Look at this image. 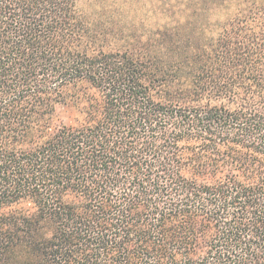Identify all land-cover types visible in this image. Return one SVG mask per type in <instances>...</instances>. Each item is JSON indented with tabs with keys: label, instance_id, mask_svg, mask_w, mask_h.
I'll return each mask as SVG.
<instances>
[{
	"label": "trees",
	"instance_id": "obj_1",
	"mask_svg": "<svg viewBox=\"0 0 264 264\" xmlns=\"http://www.w3.org/2000/svg\"><path fill=\"white\" fill-rule=\"evenodd\" d=\"M204 2L0 0V264H264V0Z\"/></svg>",
	"mask_w": 264,
	"mask_h": 264
},
{
	"label": "rangeland",
	"instance_id": "obj_2",
	"mask_svg": "<svg viewBox=\"0 0 264 264\" xmlns=\"http://www.w3.org/2000/svg\"><path fill=\"white\" fill-rule=\"evenodd\" d=\"M166 3H164V2ZM205 0H127L126 2L118 1V0H108V2L104 4H96L95 0H79V7L88 15V17L92 21H96L98 14L107 10L112 17H115L117 13H122L127 10L130 12L129 19L123 21L124 26H127L129 23L133 22L137 23L141 29L144 27L154 28L157 23L163 21L165 15L161 14L162 10L170 9V7L174 6V9H194V8H203L206 5ZM214 4H209L206 8L209 9L210 16L213 17L214 20H219L222 18H226L231 13V8L245 0H229L227 7L224 10L221 7L220 0H214ZM178 2V3H176ZM191 2V3H189ZM106 12V11H104ZM168 14H170L168 12ZM161 15V16H160ZM128 23V24H127Z\"/></svg>",
	"mask_w": 264,
	"mask_h": 264
}]
</instances>
